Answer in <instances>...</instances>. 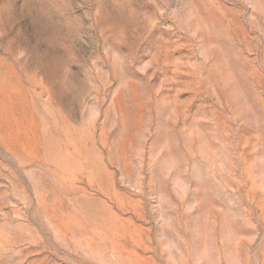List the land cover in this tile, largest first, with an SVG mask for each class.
Wrapping results in <instances>:
<instances>
[{
    "label": "rangeland",
    "instance_id": "374dc122",
    "mask_svg": "<svg viewBox=\"0 0 264 264\" xmlns=\"http://www.w3.org/2000/svg\"><path fill=\"white\" fill-rule=\"evenodd\" d=\"M0 264H264V0H0Z\"/></svg>",
    "mask_w": 264,
    "mask_h": 264
}]
</instances>
